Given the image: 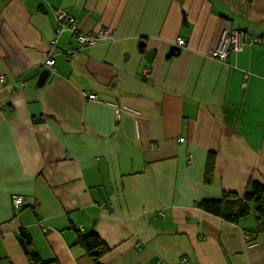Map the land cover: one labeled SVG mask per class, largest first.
Masks as SVG:
<instances>
[{
    "label": "crops",
    "instance_id": "crops-1",
    "mask_svg": "<svg viewBox=\"0 0 264 264\" xmlns=\"http://www.w3.org/2000/svg\"><path fill=\"white\" fill-rule=\"evenodd\" d=\"M57 10L114 38L81 47L57 35ZM225 30L245 43L220 61ZM252 181L264 183V0H0V264H29L22 229L60 264H94L77 244L92 232L101 264H264L253 216L230 224L196 205Z\"/></svg>",
    "mask_w": 264,
    "mask_h": 264
},
{
    "label": "trees",
    "instance_id": "trees-1",
    "mask_svg": "<svg viewBox=\"0 0 264 264\" xmlns=\"http://www.w3.org/2000/svg\"><path fill=\"white\" fill-rule=\"evenodd\" d=\"M259 40L251 44L258 43ZM217 157L209 154L206 169L205 183L211 185L215 178ZM204 212L222 219L230 224H239L242 220L253 216L256 226L252 231L254 235L264 232V183L252 181L243 194L224 191L217 200H203L196 204ZM251 239L253 235H246ZM19 244L29 264H60L57 259H43L37 253L33 240L28 232L20 230L17 237ZM77 244L84 248L94 264H101V258L109 252L103 240L92 232L77 239Z\"/></svg>",
    "mask_w": 264,
    "mask_h": 264
},
{
    "label": "built area",
    "instance_id": "built-area-1",
    "mask_svg": "<svg viewBox=\"0 0 264 264\" xmlns=\"http://www.w3.org/2000/svg\"><path fill=\"white\" fill-rule=\"evenodd\" d=\"M56 33L61 35L64 31H70L76 37L81 47H94L105 40H111L114 38V34L104 29H98L90 32H81L75 19L65 11L57 10L55 12ZM245 43V36L242 33L232 30H225L219 40V44L213 52V57L220 61H225L229 52L239 51L242 49ZM57 40H54L52 45L55 46ZM177 45L182 47L185 45V40L180 38L177 41ZM76 52H72V56H75ZM48 67L54 68L56 65L55 59L49 58L44 63ZM83 95L90 100H97V95L88 91H83ZM180 141H184L183 138ZM13 204L16 209H19L23 205V198L20 196L13 197Z\"/></svg>",
    "mask_w": 264,
    "mask_h": 264
},
{
    "label": "water",
    "instance_id": "water-1",
    "mask_svg": "<svg viewBox=\"0 0 264 264\" xmlns=\"http://www.w3.org/2000/svg\"><path fill=\"white\" fill-rule=\"evenodd\" d=\"M181 52V49L179 47H171L169 52L166 55L167 59H171L172 57H177L179 55V53ZM155 56V52L154 51H148L145 55V59L148 62H152L153 58Z\"/></svg>",
    "mask_w": 264,
    "mask_h": 264
},
{
    "label": "rangeland",
    "instance_id": "rangeland-1",
    "mask_svg": "<svg viewBox=\"0 0 264 264\" xmlns=\"http://www.w3.org/2000/svg\"><path fill=\"white\" fill-rule=\"evenodd\" d=\"M62 11V10H61ZM78 25V24H77ZM237 32H239V33H242L243 34V32L242 31H237Z\"/></svg>",
    "mask_w": 264,
    "mask_h": 264
}]
</instances>
